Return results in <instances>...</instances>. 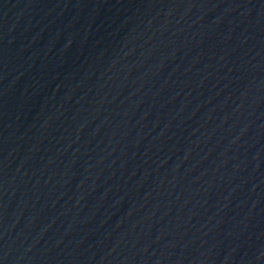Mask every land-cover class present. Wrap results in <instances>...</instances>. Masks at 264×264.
<instances>
[{"label": "water", "instance_id": "95a60500", "mask_svg": "<svg viewBox=\"0 0 264 264\" xmlns=\"http://www.w3.org/2000/svg\"><path fill=\"white\" fill-rule=\"evenodd\" d=\"M0 264H264V0H0Z\"/></svg>", "mask_w": 264, "mask_h": 264}]
</instances>
